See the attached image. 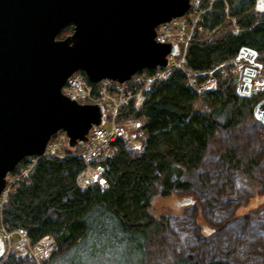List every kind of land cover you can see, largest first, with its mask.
Instances as JSON below:
<instances>
[{
    "label": "trees",
    "instance_id": "obj_1",
    "mask_svg": "<svg viewBox=\"0 0 264 264\" xmlns=\"http://www.w3.org/2000/svg\"><path fill=\"white\" fill-rule=\"evenodd\" d=\"M224 1L242 30L238 34L230 33L223 22ZM253 2L215 0L200 24L210 30L218 27L216 35L209 41L193 37L186 49L184 67L195 72L210 71L247 48L257 53L256 60L264 73V12H244L242 8L253 6ZM70 33L71 28L66 27L57 38ZM153 71L144 70L142 74L150 77ZM213 78L216 89L198 95L186 85L183 73L175 69L166 79L150 85L139 109L132 108L131 103L119 109L118 120L144 117L142 129L146 136L139 150L117 141L112 145L115 154L111 159L94 162L107 168L102 190L95 185L81 188L84 165L73 157L78 148L66 147L64 153L68 156L63 159H39L28 180L21 179L7 195L2 212L6 229H25L32 243L44 235H54L56 249L46 264H194L171 236L168 217L149 213L151 202L188 187L185 175L202 168L214 131L230 130L246 116L256 121L253 109L264 99V94L239 95L229 72L224 76L216 72ZM257 89L251 88L252 92ZM197 100L204 103L203 111L196 108ZM237 151L230 145L222 159L233 167L237 177L256 188L258 183L250 175L253 162L239 160ZM26 164L27 160L19 163ZM15 170L12 175L17 174ZM242 216L234 219L244 221ZM15 261L11 254L3 264Z\"/></svg>",
    "mask_w": 264,
    "mask_h": 264
},
{
    "label": "water",
    "instance_id": "obj_2",
    "mask_svg": "<svg viewBox=\"0 0 264 264\" xmlns=\"http://www.w3.org/2000/svg\"><path fill=\"white\" fill-rule=\"evenodd\" d=\"M253 1L255 11L264 12V0ZM189 6V0H0V194L7 174L22 160L42 156L55 133L64 131L73 149L91 126L103 125L101 106L79 105L62 94L67 78L81 72L93 84L124 83L143 70L166 67L167 56L179 49L157 43L156 28ZM66 27L71 34L58 39ZM256 56L247 48L238 53L261 69ZM256 74L245 69L240 93H249ZM252 114L264 129V99ZM3 253L0 240V258Z\"/></svg>",
    "mask_w": 264,
    "mask_h": 264
},
{
    "label": "rangeland",
    "instance_id": "obj_3",
    "mask_svg": "<svg viewBox=\"0 0 264 264\" xmlns=\"http://www.w3.org/2000/svg\"><path fill=\"white\" fill-rule=\"evenodd\" d=\"M214 1L198 0L200 10L204 11L201 12L198 20L202 30L193 29L194 33L191 38L196 37L202 41H209L215 37L218 27L210 30L200 24L203 15L210 10ZM224 3L223 22L228 24L227 30L230 33L238 34L242 30L235 22L234 17L229 14L227 2L224 1ZM242 8H244V12H247L254 9V4L253 6L244 5ZM199 12L197 9L185 15L183 21L186 24L184 28L186 33L191 31ZM179 59L180 57L174 61L177 62ZM242 62L244 61L237 59L233 64L223 66L221 69L225 72L219 70V74L224 76L226 72H229L234 80L233 71L237 76L238 71L243 68L239 65ZM255 63H258L256 59ZM228 67L230 68L228 69ZM255 79L252 88L259 89L242 96L260 97L264 94V73L261 69H257ZM128 87L127 85L125 89L127 90ZM124 106L126 104L119 108ZM195 106L200 111L205 109L201 100H197ZM134 107H138L136 103H134ZM57 138L55 136L53 140ZM126 145L128 147V144ZM230 145L237 148L239 160L253 162L254 167L250 169V175L258 183L256 188L252 183L248 184L237 177L233 167L222 159V155ZM64 149L66 147L62 145L60 153ZM24 168L19 165L14 171L17 173L16 175H12L13 173L8 175V186L12 187L11 191L16 186V180L23 176ZM185 179L190 183L188 187L178 189L167 198L156 197L151 202L149 209V213L154 216L168 217L171 236L181 246V251L185 256L189 257L194 264H235L234 262L237 261L252 264L264 261V202L256 207L253 206L256 201L264 197V130L261 125L252 117L246 116L230 130L225 132L219 129L215 130L209 140L202 168L197 173L185 175ZM184 200L191 203L182 205ZM241 215H243L244 221L234 219ZM204 227L213 229L214 232L206 235L203 232ZM53 237L56 240L54 235ZM46 262L47 259L40 264H46ZM15 263L36 264L28 257H16Z\"/></svg>",
    "mask_w": 264,
    "mask_h": 264
},
{
    "label": "built area",
    "instance_id": "obj_4",
    "mask_svg": "<svg viewBox=\"0 0 264 264\" xmlns=\"http://www.w3.org/2000/svg\"><path fill=\"white\" fill-rule=\"evenodd\" d=\"M212 6V5H211ZM199 9V14L195 18V22L189 33L184 31L186 27L184 17L191 11ZM204 12L200 10L198 0H190L189 11L181 18L174 19L167 24H162L157 27L156 42L160 44L171 43L179 47V54L177 56H168V65L165 68H158L153 71L152 76L148 77L143 74L135 75L129 82L124 84H118L110 80H102L96 86L90 84L81 75L70 76L65 85L62 88L63 94L70 100L79 104H98L104 108L105 111V123L103 126H92L90 129L87 141L80 142V151L73 155L74 158L81 160L84 165L83 184L81 188L95 185L99 189H104L106 186L105 164H96L95 161H105L111 159L115 152L112 147L117 141H122L128 144V147L134 151L139 150L142 146V142L146 132L142 129L145 118H126L123 121L118 120V108L119 106L131 103L132 108L139 109L145 102L147 93L149 92L150 85L156 80L166 79L172 72V70H179L183 73L186 79V85L190 87L196 94L200 95L204 92L214 91L216 87V80L213 75L219 70L225 72L221 68L225 65L233 64L237 58L223 62L214 66L210 71L195 72L184 67V59L186 49L191 36L194 33L193 29L202 30L198 20L201 14ZM185 37V40H184ZM180 57L179 61L174 59ZM238 61H242L239 60ZM243 67L238 71L237 76L233 71L236 91L238 92L241 83V77L245 70V63H239ZM205 78L202 82H199V78ZM260 81V80H259ZM261 82V81H260ZM129 86L126 90L125 87ZM252 91V90H251ZM254 92V91H253ZM126 95V96H125ZM125 96V97H124ZM134 103L138 107H134ZM120 109V108H119ZM57 139L53 140L46 148L45 154L36 159H31L23 170V176L16 180L18 183L21 179L27 180L28 174L34 167L35 163L46 157L66 158L68 155L60 153V148L67 142V136L65 133L60 132L56 135ZM27 177V179H25ZM8 186V180H7ZM1 194L0 198V239L4 243V255L0 259V264H3L5 260L11 254L17 257H28L32 259L36 264H40L45 261L49 255L56 249L55 239L53 235L48 234L41 237L37 242L32 243L28 237L25 229H16L8 231L3 223V206L7 200L11 188L10 185Z\"/></svg>",
    "mask_w": 264,
    "mask_h": 264
},
{
    "label": "bare ground",
    "instance_id": "obj_5",
    "mask_svg": "<svg viewBox=\"0 0 264 264\" xmlns=\"http://www.w3.org/2000/svg\"><path fill=\"white\" fill-rule=\"evenodd\" d=\"M15 185H16L15 187H17L18 183H16ZM15 187H14V188H15ZM13 190H14V189H13ZM10 192H11V190H10Z\"/></svg>",
    "mask_w": 264,
    "mask_h": 264
}]
</instances>
